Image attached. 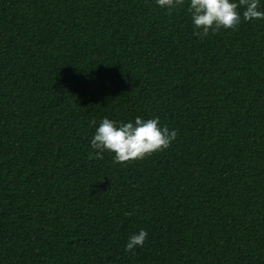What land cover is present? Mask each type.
Returning <instances> with one entry per match:
<instances>
[{"label": "trees", "instance_id": "1", "mask_svg": "<svg viewBox=\"0 0 264 264\" xmlns=\"http://www.w3.org/2000/svg\"><path fill=\"white\" fill-rule=\"evenodd\" d=\"M187 7L0 0V264H264V20L200 39ZM138 116L176 140L89 159Z\"/></svg>", "mask_w": 264, "mask_h": 264}, {"label": "clouds", "instance_id": "2", "mask_svg": "<svg viewBox=\"0 0 264 264\" xmlns=\"http://www.w3.org/2000/svg\"><path fill=\"white\" fill-rule=\"evenodd\" d=\"M155 4L167 10L168 15L185 5V0H154ZM260 0H188L187 12L192 20L193 35L203 39L211 32L222 29L235 31L244 21L264 20V11L259 10ZM92 125L96 121H91ZM177 138V131L167 125L161 127L158 118L136 117L127 123L103 118L90 141L89 159L102 160L105 152L113 157L114 164H129L146 159L170 147ZM134 213H125L131 216ZM148 233L141 229L129 237L125 251L133 252L142 247Z\"/></svg>", "mask_w": 264, "mask_h": 264}]
</instances>
